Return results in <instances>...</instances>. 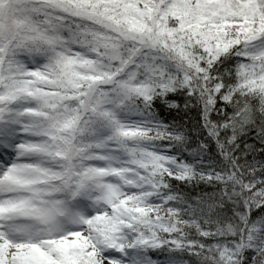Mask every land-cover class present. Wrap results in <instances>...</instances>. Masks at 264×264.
Here are the masks:
<instances>
[{"label":"snow or ice","instance_id":"snow-or-ice-1","mask_svg":"<svg viewBox=\"0 0 264 264\" xmlns=\"http://www.w3.org/2000/svg\"><path fill=\"white\" fill-rule=\"evenodd\" d=\"M0 264H264V0H0Z\"/></svg>","mask_w":264,"mask_h":264}]
</instances>
